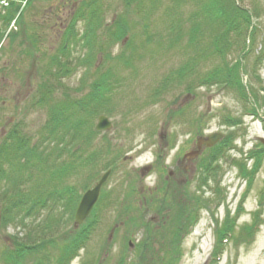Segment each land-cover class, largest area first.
Instances as JSON below:
<instances>
[{"label": "rangeland", "instance_id": "rangeland-1", "mask_svg": "<svg viewBox=\"0 0 264 264\" xmlns=\"http://www.w3.org/2000/svg\"><path fill=\"white\" fill-rule=\"evenodd\" d=\"M11 1L21 6L6 29L10 34L3 35L0 42V137L14 121L22 122L27 132H34L46 120L45 108L26 109V103L43 79L45 63L56 52L79 2ZM143 1L141 8L147 9L148 1ZM103 3L99 38L118 15H124L130 24L143 21V14L136 11L134 4L128 8L123 0ZM1 4L7 7L6 2ZM168 4L169 0L156 4L148 18L150 31L163 33L170 19L162 20L163 9ZM195 7L192 2L184 4L175 16L181 18L177 20L185 30L189 27L187 18ZM259 21L264 31V14ZM75 25L81 32L82 20ZM126 37L122 44L111 47V55L122 50L124 56L132 54L133 67H122L113 57L103 59L101 53H94L91 66H78L61 79L72 97L83 96L97 74L108 70L120 80L109 93L112 103L109 112L102 113L112 126L101 131L104 133L95 138V143L100 145L104 138L117 143L121 158L101 187L99 197L106 193L107 200L98 197L96 201L100 202L99 220L85 246L69 264H210L216 231L226 217L234 221L232 235L223 240V251L215 264H264V158L256 171H250L251 175L246 170L241 173L231 162L236 159L245 169L252 170L248 151L257 143L264 145V106L252 115L235 94L215 86H202L192 93H185L179 87L152 99L151 93L159 86V80L184 60V53L177 46L156 50L152 42H145V36L138 35L124 47ZM186 38L184 34L183 43ZM86 49L85 45H72V59L82 60L87 55ZM260 51H264V45L257 41L253 52L244 59L249 67V74L242 76L244 84L247 80L254 81L250 67L255 52ZM256 71L264 80V56ZM260 95L264 97V91ZM222 118L240 124L229 127L222 123ZM230 130L236 134L235 146L225 150L219 159L220 182L218 186L210 180L203 184L201 156L187 160L184 155L196 148L197 138L214 132L224 135ZM203 149L206 147L199 154ZM101 164L97 163L98 171ZM79 179L69 178L63 183H75ZM115 197L119 198L117 202H113ZM108 199L112 202H107ZM56 212L64 211L60 206ZM254 219L255 231L251 237L246 236V228ZM62 227L56 237L59 241H65L77 226L68 222ZM21 230L13 225L0 229V248L9 245L8 235ZM147 236L149 248L144 256L137 245ZM49 252L51 257L57 255L52 248Z\"/></svg>", "mask_w": 264, "mask_h": 264}, {"label": "trees", "instance_id": "trees-1", "mask_svg": "<svg viewBox=\"0 0 264 264\" xmlns=\"http://www.w3.org/2000/svg\"><path fill=\"white\" fill-rule=\"evenodd\" d=\"M103 1L79 0L61 43L45 63L43 79L28 98L25 107L45 108L46 120L43 124L36 131L27 132L22 122L14 121L0 137V229L13 225L24 231L8 235L9 245L3 244L4 247L0 248V261L3 264H50L51 261L52 264H69L85 246L99 220L98 201L88 218L73 228L71 236L65 241L56 238L62 226L74 222L81 195L90 185L92 187L91 183L99 179L101 171H114L121 158V148L117 143L108 138H104L100 145L95 143V138L104 132L95 129L94 121L100 114L109 112L112 105L109 93L120 83L117 74H111L109 70L97 74L89 83L88 91L80 97H72L61 80L78 66H91L94 53H101L103 59L113 57L122 67H133L132 54L124 56L122 50L112 56L111 47L115 43L122 44L126 36L128 40L123 44L124 47L136 35L145 36V42H152L156 50L177 46L185 56L176 68L159 80V86L150 98L157 99L165 91L177 90L179 87L185 93H192L202 86H215L235 94L245 102V108L252 115H256L257 110L264 106V97L260 95L264 91V80L256 71L263 60L264 51L255 52L252 59L250 68L254 81L247 80L244 84L242 80L243 74H249L244 59L253 52V45L257 41L264 45V31L259 21L264 14V0H169L163 9L162 20L170 19L163 33L150 31L148 22L156 4L162 0H147V9L141 8L142 3H145L143 0H123L125 7L130 8L134 4L136 11L143 14L142 23L132 25L124 15H118L108 25L104 36L99 38L97 31L102 26ZM4 2L7 7L1 4ZM190 2L196 7L187 18L189 27L185 30L178 21L181 18L175 16L182 5ZM19 4L0 0V8H3L0 9V42L3 35L10 34V30L6 32V29L15 19L21 6ZM81 20L83 26L79 32L75 24ZM184 34L187 37L185 43ZM143 43L139 46L142 47ZM76 44L87 48V55L82 60L79 57L73 60L70 55V47ZM58 91L61 97L57 96L60 94ZM221 120L229 127L240 124V121L235 123L229 118ZM235 136L234 130L228 131L217 143L206 147L198 155L201 156L199 168L203 184L210 180L218 186L222 174L219 159L225 150L235 146ZM248 158L252 160V170L245 169L236 159L231 162L241 173L244 170L249 171V174L250 171H256L263 162L264 145L257 143V146L249 149ZM98 162H102L99 171ZM76 177H80V181L63 183ZM106 198L108 194L101 193L99 200ZM116 200L119 198L115 197L113 202ZM107 202L112 201L108 199ZM60 206L65 217L56 212ZM255 221L246 228V236L251 237L255 231ZM233 222L230 217L224 218L216 231L210 264L217 262L223 251V240L232 235ZM148 245V236L137 245L138 249L142 248L144 256ZM51 248L56 256L51 257ZM34 256L38 257L27 263Z\"/></svg>", "mask_w": 264, "mask_h": 264}, {"label": "water", "instance_id": "water-1", "mask_svg": "<svg viewBox=\"0 0 264 264\" xmlns=\"http://www.w3.org/2000/svg\"><path fill=\"white\" fill-rule=\"evenodd\" d=\"M111 126H112V123L106 115L100 114L97 117V123L95 125L96 130L105 131V130L110 129ZM222 137H223L222 133L214 132V133L207 135L206 137L197 138L196 144H195L196 148L186 152L184 157L187 159L196 157L199 154L202 147H211L215 143H217ZM145 170H148V167ZM110 172H111L110 169H107L106 171H104L100 175L99 179L94 183V185L88 188L81 195V198L77 204V207L74 213V226L80 225L85 220V218L89 215L90 211L92 210L94 204L96 203L99 197L101 187L104 184V182L107 180Z\"/></svg>", "mask_w": 264, "mask_h": 264}, {"label": "flooded vegetation", "instance_id": "flooded-vegetation-1", "mask_svg": "<svg viewBox=\"0 0 264 264\" xmlns=\"http://www.w3.org/2000/svg\"><path fill=\"white\" fill-rule=\"evenodd\" d=\"M187 159V158H186ZM187 160H189V159H187ZM188 162V161H187ZM185 168H187V167H185Z\"/></svg>", "mask_w": 264, "mask_h": 264}]
</instances>
